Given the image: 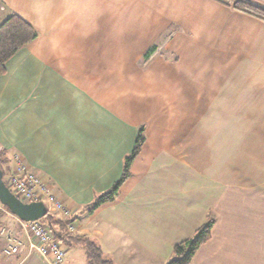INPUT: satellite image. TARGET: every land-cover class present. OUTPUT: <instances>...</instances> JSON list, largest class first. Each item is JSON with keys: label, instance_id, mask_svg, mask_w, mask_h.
Segmentation results:
<instances>
[{"label": "crops", "instance_id": "0c3cea01", "mask_svg": "<svg viewBox=\"0 0 264 264\" xmlns=\"http://www.w3.org/2000/svg\"><path fill=\"white\" fill-rule=\"evenodd\" d=\"M12 14L39 37L0 77V143L73 207L74 236L115 264H163L210 216L191 264H264L262 20L213 0H0V25ZM143 126L119 198L87 214ZM0 264L48 263L2 243Z\"/></svg>", "mask_w": 264, "mask_h": 264}, {"label": "trees", "instance_id": "16d2710c", "mask_svg": "<svg viewBox=\"0 0 264 264\" xmlns=\"http://www.w3.org/2000/svg\"><path fill=\"white\" fill-rule=\"evenodd\" d=\"M213 1L227 7H231L242 13L249 14L264 22V0ZM38 37L39 34L35 28L16 14H12L0 25V77L6 74L7 63L22 49L34 43ZM155 51L156 47L149 50L145 57L146 61L150 59L151 55ZM146 141V133L143 126L139 129L133 152L124 159L121 178L109 191L100 195H95L94 201L83 207V210L87 214L94 213L103 205L111 204L117 201L121 188L132 177L133 164L141 154ZM11 164L12 158L10 152L0 143V168L3 172V179L7 187H9ZM73 221H75L74 218ZM44 222L54 236L61 237L64 233H66L65 223L62 220L55 219L52 214H49L46 218H44ZM214 225L215 219L211 217L205 225L196 231L193 237L177 244L173 248L172 258L167 264H191L200 249L210 241ZM61 241L64 246L74 245L82 247L85 250L88 264H115L114 261L107 259L104 256L101 246L91 238L66 236L63 237Z\"/></svg>", "mask_w": 264, "mask_h": 264}, {"label": "built area", "instance_id": "2783aa9c", "mask_svg": "<svg viewBox=\"0 0 264 264\" xmlns=\"http://www.w3.org/2000/svg\"><path fill=\"white\" fill-rule=\"evenodd\" d=\"M15 165L10 169L9 187L13 193L26 203L42 202L49 213L58 212L66 217V233L61 237L54 236L44 220L25 222L14 216L20 226V236H13L10 228H2L0 235L6 236L7 247L4 254L10 256H29L38 254L48 264H63L67 249L61 239L77 233L71 211L52 193L51 184L42 176L31 170L18 155L13 157ZM68 220V221H67ZM2 238H0L1 240ZM6 244V242H5Z\"/></svg>", "mask_w": 264, "mask_h": 264}, {"label": "water", "instance_id": "95a60500", "mask_svg": "<svg viewBox=\"0 0 264 264\" xmlns=\"http://www.w3.org/2000/svg\"><path fill=\"white\" fill-rule=\"evenodd\" d=\"M0 203L9 209V211L19 219L25 222L38 221L49 215L44 203H24L14 195L7 187L3 172L0 168Z\"/></svg>", "mask_w": 264, "mask_h": 264}, {"label": "rangeland", "instance_id": "374dc122", "mask_svg": "<svg viewBox=\"0 0 264 264\" xmlns=\"http://www.w3.org/2000/svg\"><path fill=\"white\" fill-rule=\"evenodd\" d=\"M16 155V154H15ZM14 157V156H13ZM19 158H20V160H23V158H21L20 156H19ZM13 165H15V163H14V161H13V158H12V164H11V166H13ZM11 168V167H10ZM52 186V185H51ZM52 193L53 194H55L57 197H59V199L64 203V205L71 211V213H72V217H73V215L75 216V214H76V211L73 209V207L64 199V198H62V197H60V196H58L57 194H56V192L53 190V187H52ZM50 214H52L53 216H54V218L55 219H59V220H65L66 219V217L65 216H63L62 214H60V213H58V212H53V213H50ZM75 219H76V217H74ZM211 217L209 216L208 218H207V221L203 224V225H205L208 221H209V219H210ZM0 221H1V224H0V231H1V229L2 228H10V233H12V235L14 236H20V226L18 225V223H17V220L15 219V217L9 212V210L7 209V208H5L4 206H2L1 204H0ZM68 221V220H67ZM64 222V221H63ZM75 222H76V220H75ZM202 225V226H203ZM201 226V227H202ZM77 234V233H76ZM75 234V235H76ZM194 236V235H193ZM192 236V237H193ZM73 237H77V236H73ZM0 238H2L1 240H0V244H2L3 243V249L5 250V247H7V239H6V236H3V234L2 235H0ZM80 238V237H79ZM5 242H6V244H5ZM168 260H165L164 261V263L163 264H167L170 260H171V255H169L168 256V258H167Z\"/></svg>", "mask_w": 264, "mask_h": 264}]
</instances>
